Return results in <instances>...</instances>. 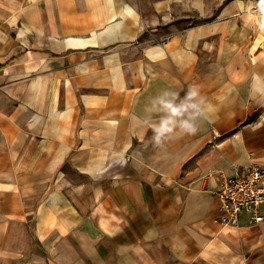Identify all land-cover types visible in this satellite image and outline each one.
Instances as JSON below:
<instances>
[{"label":"crops","instance_id":"0c3cea01","mask_svg":"<svg viewBox=\"0 0 264 264\" xmlns=\"http://www.w3.org/2000/svg\"><path fill=\"white\" fill-rule=\"evenodd\" d=\"M252 7L0 0V264H264V220L215 194L264 165Z\"/></svg>","mask_w":264,"mask_h":264},{"label":"built area","instance_id":"2783aa9c","mask_svg":"<svg viewBox=\"0 0 264 264\" xmlns=\"http://www.w3.org/2000/svg\"><path fill=\"white\" fill-rule=\"evenodd\" d=\"M225 212V221L238 226L244 214L253 222L264 220V165L243 167L233 164L232 172L222 176L215 192Z\"/></svg>","mask_w":264,"mask_h":264},{"label":"clouds","instance_id":"9594fccd","mask_svg":"<svg viewBox=\"0 0 264 264\" xmlns=\"http://www.w3.org/2000/svg\"><path fill=\"white\" fill-rule=\"evenodd\" d=\"M196 96L195 92H189L187 96L188 101H192L193 98ZM165 108L169 110L170 115L168 118L163 119L160 121L159 126L155 129V140L157 143H160L161 138L164 137L168 132L172 131V127L174 126L175 117L182 116L185 111L189 108L197 109L198 105L194 102H190L187 104H181L180 106L174 107L172 104H166ZM181 126L189 131H195L192 125L189 123L188 120L181 121Z\"/></svg>","mask_w":264,"mask_h":264},{"label":"rangeland","instance_id":"374dc122","mask_svg":"<svg viewBox=\"0 0 264 264\" xmlns=\"http://www.w3.org/2000/svg\"><path fill=\"white\" fill-rule=\"evenodd\" d=\"M225 2L228 1H237V0H224ZM249 4H250V8L251 6H253L252 8L255 9V13L254 15H250V18L252 19H257V18H262L264 19V0H248ZM256 10H258V14H256ZM250 29H253L252 27H249ZM262 31V29H261ZM263 33H264V27H263Z\"/></svg>","mask_w":264,"mask_h":264}]
</instances>
